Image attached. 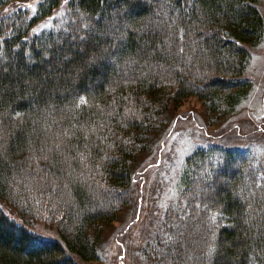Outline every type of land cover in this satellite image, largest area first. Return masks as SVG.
I'll use <instances>...</instances> for the list:
<instances>
[{
    "label": "trees",
    "instance_id": "obj_1",
    "mask_svg": "<svg viewBox=\"0 0 264 264\" xmlns=\"http://www.w3.org/2000/svg\"><path fill=\"white\" fill-rule=\"evenodd\" d=\"M24 1L0 0V264L95 260L168 112L196 96L222 119L247 101L264 19L258 0H67L33 32L61 0L12 10ZM148 244L153 264H264L262 157L195 150Z\"/></svg>",
    "mask_w": 264,
    "mask_h": 264
},
{
    "label": "rangeland",
    "instance_id": "obj_2",
    "mask_svg": "<svg viewBox=\"0 0 264 264\" xmlns=\"http://www.w3.org/2000/svg\"><path fill=\"white\" fill-rule=\"evenodd\" d=\"M42 1L15 3L12 10L23 7L33 15ZM65 3L66 0H61L60 9L37 22L33 32L51 27L52 19L62 12ZM256 6L264 19V0H258ZM250 51L253 58L247 75L253 81V89L239 111L226 118H214L196 96L172 108L162 134L155 138L152 149L141 156L135 169L130 202L103 232L98 258L90 261L76 258L78 264H153L148 243L165 210L178 195L186 158L198 148L218 144L246 148L250 144L264 162V39ZM3 208L9 213L8 208ZM30 228L48 240H58L54 226L39 221Z\"/></svg>",
    "mask_w": 264,
    "mask_h": 264
},
{
    "label": "snow or ice",
    "instance_id": "obj_3",
    "mask_svg": "<svg viewBox=\"0 0 264 264\" xmlns=\"http://www.w3.org/2000/svg\"><path fill=\"white\" fill-rule=\"evenodd\" d=\"M66 2H67V0H66ZM29 7H31V5H29ZM165 235H166V234H165ZM168 239L171 240L172 238H171V237H168Z\"/></svg>",
    "mask_w": 264,
    "mask_h": 264
}]
</instances>
